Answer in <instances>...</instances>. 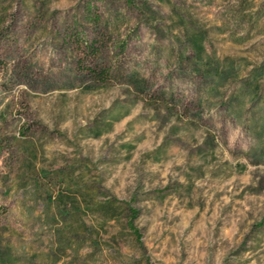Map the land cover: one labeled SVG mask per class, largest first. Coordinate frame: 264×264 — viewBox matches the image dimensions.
I'll return each instance as SVG.
<instances>
[{"label":"rangeland","instance_id":"obj_1","mask_svg":"<svg viewBox=\"0 0 264 264\" xmlns=\"http://www.w3.org/2000/svg\"><path fill=\"white\" fill-rule=\"evenodd\" d=\"M0 264H264V0H0Z\"/></svg>","mask_w":264,"mask_h":264},{"label":"trees","instance_id":"obj_2","mask_svg":"<svg viewBox=\"0 0 264 264\" xmlns=\"http://www.w3.org/2000/svg\"><path fill=\"white\" fill-rule=\"evenodd\" d=\"M129 213L126 215L125 218V227L133 234L135 239L139 240V233L138 230L134 226V222L137 218L138 212L131 209L128 211Z\"/></svg>","mask_w":264,"mask_h":264}]
</instances>
